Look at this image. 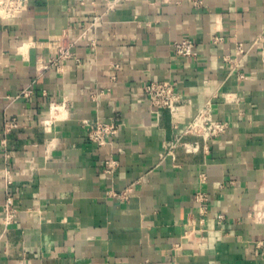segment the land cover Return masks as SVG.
<instances>
[{"label": "crops", "instance_id": "1", "mask_svg": "<svg viewBox=\"0 0 264 264\" xmlns=\"http://www.w3.org/2000/svg\"><path fill=\"white\" fill-rule=\"evenodd\" d=\"M64 35L74 56L38 73ZM184 39L196 56L174 55ZM262 54L264 0H29L0 19V264H264ZM166 80L190 102L176 116L144 94ZM207 105L230 127L205 145L184 131ZM113 117L117 148L97 147L83 122ZM178 138L199 150L165 157Z\"/></svg>", "mask_w": 264, "mask_h": 264}, {"label": "built area", "instance_id": "2", "mask_svg": "<svg viewBox=\"0 0 264 264\" xmlns=\"http://www.w3.org/2000/svg\"><path fill=\"white\" fill-rule=\"evenodd\" d=\"M201 2H195V4H200ZM29 5V0H0V19H15L19 14L27 10ZM62 39L59 38L56 44L57 57L50 59L47 64L42 61L37 65L38 73L43 72L49 66H55L56 68L62 67V62L72 58L74 56L72 48L75 46L74 42H71L64 35ZM222 37H215V43L223 42ZM259 44L258 41H253L249 46L243 43H237L235 48V53L233 55H228L225 57V61L228 64L229 74H237L240 79H246L247 76L243 73H239L238 67L242 60ZM195 43L191 39H184L180 42H174L172 44V51L174 55L180 57H194L197 53L194 50ZM262 65L264 68V54H262ZM144 94L149 100L150 104L156 109H167L173 116L178 115L183 111L186 104L190 102L188 100L184 101L177 91V83L173 81H159V82H149L144 86ZM84 128L87 131L88 139L97 147H116L120 132L119 119L113 117L109 121H104L97 119L96 121L85 120L83 122ZM14 123H11L10 128L14 127ZM230 127L228 121H220L214 118L212 113L211 105H207L201 112L196 116V118L187 126L184 131L185 135H190L201 139L205 145L208 142L217 139L221 135H224ZM182 146L186 152L195 153L199 150L198 142L182 143L179 138L170 142L165 146L164 156L171 157L173 160L176 159V150ZM118 166L116 160L107 161V172L112 173L113 169ZM204 176V175H203ZM202 176V177H203ZM205 177H203V180ZM12 181H7V191H6V201L3 207V223L9 225L11 223H16L18 221V209L15 206L14 197L10 191V185ZM117 196V195H115ZM196 202L199 205V213L202 217L208 214V197L205 192L198 191L195 195ZM217 219L223 221L225 219L224 215H218ZM188 238V235L184 236ZM181 244L177 245V250L181 249Z\"/></svg>", "mask_w": 264, "mask_h": 264}]
</instances>
